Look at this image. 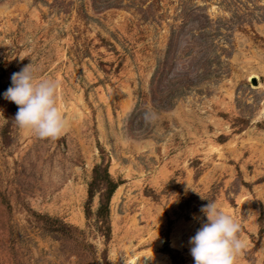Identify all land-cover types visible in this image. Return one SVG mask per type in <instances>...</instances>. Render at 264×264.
<instances>
[{"label": "rangeland", "instance_id": "rangeland-1", "mask_svg": "<svg viewBox=\"0 0 264 264\" xmlns=\"http://www.w3.org/2000/svg\"><path fill=\"white\" fill-rule=\"evenodd\" d=\"M29 64L56 139L4 99ZM207 200L264 264V0H0V264H194Z\"/></svg>", "mask_w": 264, "mask_h": 264}, {"label": "clouds", "instance_id": "clouds-1", "mask_svg": "<svg viewBox=\"0 0 264 264\" xmlns=\"http://www.w3.org/2000/svg\"><path fill=\"white\" fill-rule=\"evenodd\" d=\"M58 87L54 80H38L32 64L13 73L11 86L3 96L18 107L14 118L17 127L39 139H56L62 135L66 121L57 106ZM157 118L154 110L144 114L146 123ZM200 212L206 221L188 242L194 264H236L246 247L239 236L240 224L215 201H208Z\"/></svg>", "mask_w": 264, "mask_h": 264}]
</instances>
